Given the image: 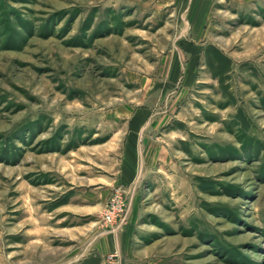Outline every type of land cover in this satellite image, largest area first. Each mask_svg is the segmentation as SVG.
<instances>
[{
  "label": "rangeland",
  "instance_id": "obj_1",
  "mask_svg": "<svg viewBox=\"0 0 264 264\" xmlns=\"http://www.w3.org/2000/svg\"><path fill=\"white\" fill-rule=\"evenodd\" d=\"M0 264H264V0H0Z\"/></svg>",
  "mask_w": 264,
  "mask_h": 264
},
{
  "label": "built area",
  "instance_id": "obj_2",
  "mask_svg": "<svg viewBox=\"0 0 264 264\" xmlns=\"http://www.w3.org/2000/svg\"><path fill=\"white\" fill-rule=\"evenodd\" d=\"M117 208H115V211L113 210V212L111 211V209L107 208L105 210V212L102 214V220L104 222H107V223H112L114 222V220L118 219V213H115L117 212ZM115 213V214H114ZM119 221V220H118Z\"/></svg>",
  "mask_w": 264,
  "mask_h": 264
}]
</instances>
